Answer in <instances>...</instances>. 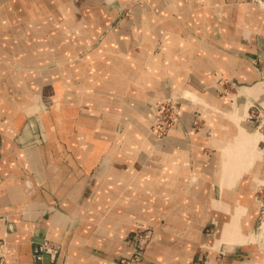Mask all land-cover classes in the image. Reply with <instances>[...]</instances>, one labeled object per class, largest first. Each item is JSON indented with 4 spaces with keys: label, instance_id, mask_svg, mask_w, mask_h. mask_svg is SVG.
<instances>
[{
    "label": "crops",
    "instance_id": "0c3cea01",
    "mask_svg": "<svg viewBox=\"0 0 264 264\" xmlns=\"http://www.w3.org/2000/svg\"><path fill=\"white\" fill-rule=\"evenodd\" d=\"M27 1L0 0V49L18 48L17 43L23 49L24 40L14 34H37L40 49L53 46L55 54L24 61L19 69L37 71V82H69L70 101L58 112H45L38 105L37 116L27 107L20 118L0 119V264H45L44 255L36 259L44 243L56 244L58 251L63 246L61 264H116L131 254L134 232L146 225L154 232L145 264H189L202 252L210 218L218 237L209 249L247 239L252 219L248 223L244 218L243 203L252 185L241 180L255 162H262L264 152L243 154L234 148L235 133L214 116L224 130L217 139L221 173L218 197L210 194L218 211L212 217L197 193L185 194L192 191L185 184L189 154L195 159L201 145L200 138L191 137L193 103L176 101L182 126L163 142H153L146 129L155 98H185L190 92L208 110L234 106V113L244 114L254 104L264 113V12L255 9L254 1L52 0V14L46 0H32V5ZM127 6L133 26L114 29L118 12ZM46 15L53 20L45 21ZM24 18H31L32 24ZM51 32L59 34L52 46L45 41V33ZM133 46L140 47L137 55L146 60L144 67L136 57L124 56ZM1 59L4 65L15 63L13 58ZM49 68L58 69L46 74ZM78 78L87 81L85 87L72 86ZM108 96L115 102L110 117L102 121L99 114L109 113ZM125 111L132 121L124 122ZM225 130L235 136L228 137ZM223 145L233 152L225 154ZM235 153L242 154L239 174H232L227 163L235 161ZM157 166L162 170L156 177ZM236 176L237 185H227ZM173 194L181 199L174 202ZM182 200L190 206L189 216L174 222L172 208ZM227 212L231 217L225 220L221 215ZM226 222L229 227L224 229ZM239 244L236 253L242 260L227 255L225 264H264L255 251Z\"/></svg>",
    "mask_w": 264,
    "mask_h": 264
},
{
    "label": "rangeland",
    "instance_id": "374dc122",
    "mask_svg": "<svg viewBox=\"0 0 264 264\" xmlns=\"http://www.w3.org/2000/svg\"><path fill=\"white\" fill-rule=\"evenodd\" d=\"M249 1H254L255 5L253 6L258 12H264V0ZM33 3L36 2L32 0L27 1V4L29 5H32ZM53 3L55 2L52 0H46L44 2V5L46 9H49L53 5ZM142 3L144 2H137L136 5H142ZM49 12L52 14L51 9H49ZM118 13L119 15L113 21V28L120 29L121 25L125 24L130 29L134 24L131 6H127L126 8L120 9ZM61 16L63 18L62 14ZM44 17L45 21H47L48 19L49 21L53 20V17L51 18L47 15ZM16 19L19 20V18ZM24 20H27L29 21L28 23L32 24L31 18L30 20L28 18H24ZM262 22H264V20ZM127 34L129 33L127 32L125 34V38L129 37V35ZM130 34L132 35L133 33ZM20 35L21 34L19 33L14 34L15 37H18L16 40L21 42H23L24 40L25 48H20L21 44L17 43L19 45L18 48H13L12 50L9 48L0 49V119H5V115L6 119H10L11 117L14 118L15 116V118L22 116L21 110L27 109V107H29L32 112L30 114H36L34 116H37L36 111L38 105H41L42 110H44L45 112L51 110H54V112H58L60 111V107L63 104L66 105L70 101L69 86L71 85H69V82L67 83L63 80L47 81L48 78L44 81L37 82L35 80V72L37 71H34L32 73L31 70L19 69L21 64L26 65L24 61H34L39 55H41V57L45 55L46 59L52 58L55 54V49L52 48V41L55 40L59 34L53 32L45 33V41L47 42L46 44H49L52 47L49 46L42 49H40V46H38L41 43L38 42L36 38L37 34H27L26 38L25 34L21 36L22 38H20ZM155 50L153 49L151 51L154 52ZM139 52L140 47L133 46L131 51L127 52L124 56L133 59H135L134 57H136L138 61L141 62V66L144 67L146 60L141 57H138L137 54H139ZM4 57H9V59L13 58L15 63L11 65H4L5 63L2 62L1 59ZM126 65H128V63ZM129 65L125 66V68H130L131 70L128 69V73L132 74V65ZM56 69H46L45 73L47 74L51 71H56ZM101 71L103 70H96L98 74H101ZM32 75H34V77L31 78ZM86 83L87 81L85 79L82 80L81 78H78L77 81L73 82L72 86H75L74 84H76L77 87H85ZM222 83L226 86V88H228L226 80H223ZM39 89H41V94L38 96L37 91ZM86 89L84 90L86 91ZM84 90L82 88L83 92H85ZM222 93L227 96L224 91ZM112 98L113 97L108 96V100H110L108 104L109 113L107 111H103V114H99L102 116V121L105 118H109V115L112 114L110 112V105L113 106V103L115 102L112 100ZM178 99L190 100V102L193 103L190 119V125L192 127L191 131L193 132L191 137H195L196 139L200 138L198 142H200L201 144L200 150H198L195 159L192 158V152L189 154L190 162L188 165L190 171L188 177L186 178L185 184H187V190L191 191L192 189V191L186 192L185 194H189L192 197L194 196V194L197 193L198 198L201 199L202 205H204L205 207L204 210L206 215L213 217V214L215 215L218 212L212 206L211 195H214V197L217 198L219 194L218 182L220 180L219 175L221 173V151L219 148L220 144H218L217 139L223 137L222 130L224 129H221V125H224L226 128H229L230 132L232 131L233 133H235L238 141L234 145V148H241L243 154L246 152L261 153L264 152V113L260 112L254 104H252V106L248 108V111L242 114L241 112H237V109V113H234V106L231 110L220 108L218 109V111H213L211 109L208 110L209 107H203L205 103L198 99H195L192 96H187L183 98L182 96H180V94H178L167 97H158L155 98L150 104L151 118L146 129V132L149 134L153 142H163L173 130H175L179 126H182V121L180 116L178 115V108L176 106V101ZM156 104L157 106L156 108H154ZM162 109L163 111L161 112ZM159 112L161 113L159 114ZM225 113L229 114V121H227V119L223 116V114ZM39 116L42 117L43 113L39 114ZM123 116L124 122L132 121V114H130L129 111H125V114ZM214 116L218 117L222 122L220 128H218V125H216V123L219 124V121H217L216 123L214 122L216 120ZM236 117L241 118V122L239 124L236 122ZM142 120H146V118L142 117ZM123 131L125 136L127 129ZM235 135L227 133L228 137ZM188 139L191 138L187 137V140ZM262 159V162H255L253 167L250 168V175H248V173L246 174V171L245 176L241 180L243 184L252 185V191L251 193L247 194V200L244 201L246 204L242 202L245 205L244 207L247 208V210L245 211L246 214L244 215V218H247L248 223H250L249 219H252V223L250 229L247 228L249 230H246L245 232L248 238L239 243H244V248H248L247 250L255 251L254 254L256 253V256L258 257L261 256L259 257V259L262 258L264 260V155L262 156ZM161 170V166H157L155 171L156 177L157 174H161ZM191 180H195L196 182L193 183L191 182ZM194 189H196L198 192L195 191L194 193ZM189 208L190 206L187 203H183V201L179 206L175 207L174 205L172 208V211L175 215V218H173L174 222H177L181 216H189ZM145 211L148 213H152V209H146ZM161 213L158 214L163 215V211H161ZM197 216L202 217L201 214ZM221 216L225 218V220H227L228 217L230 219L231 212H227V214H223ZM238 220L241 223H246L243 217H240ZM216 227L217 226L216 223L213 221V218H210L203 230L205 244H203V247L200 249L202 250V252L200 251V253L196 254L193 258H191L192 260L189 261V264H225L227 262V259L229 258L227 257V255H231L233 258L236 256V260H242L243 256L239 253H236L237 249L240 248L236 247V245H240L239 243H233L232 247H229L226 242H222L220 243L218 249H209L211 247L210 245H212L211 243H213V240L218 237ZM138 230H143L142 232H144V234L148 233L149 240L151 241L154 232L153 226L146 225L142 228H139ZM159 231L164 232V230H162V227H159ZM233 233L235 234L237 232L234 231ZM236 235H240V233ZM243 237H245V235H243ZM211 251L213 253H211Z\"/></svg>",
    "mask_w": 264,
    "mask_h": 264
},
{
    "label": "built area",
    "instance_id": "2783aa9c",
    "mask_svg": "<svg viewBox=\"0 0 264 264\" xmlns=\"http://www.w3.org/2000/svg\"><path fill=\"white\" fill-rule=\"evenodd\" d=\"M157 104L154 106L156 108ZM158 111V110H157ZM163 109L161 110V112ZM159 112V114L161 113ZM137 230L132 236V252L127 257H120L116 264H145V251L150 242L148 233ZM58 253L56 244L44 243L36 251V259L41 260L43 255H48L49 261L54 262Z\"/></svg>",
    "mask_w": 264,
    "mask_h": 264
},
{
    "label": "bare ground",
    "instance_id": "6f19581e",
    "mask_svg": "<svg viewBox=\"0 0 264 264\" xmlns=\"http://www.w3.org/2000/svg\"><path fill=\"white\" fill-rule=\"evenodd\" d=\"M190 95H192V97H194L195 99H199L194 93H191L190 92ZM192 99V98H191ZM201 101V100H200ZM203 101V100H202ZM223 116L227 119V120H229V114L228 113H225V114H223ZM233 116V115H232ZM236 122L239 124L240 122H241V118L240 117H236ZM223 150V152L225 153V154H227V153H229V152H233V151H231V149L229 148V146H227V145H223L222 147H221ZM238 151V150H237ZM236 151V152H237ZM240 151H242V150H240ZM236 154L237 153H235V156H236ZM231 156H233V154H230ZM241 155L242 154H238L237 156H236V159H235V161H231V162H227L228 164H229V166H230V172L232 173V174H235V173H237V174H239V170H241V167H242V165H243V162L242 161H239V159L241 158ZM228 157L225 155L224 156V159H223V162H224V160L225 159H227ZM224 164V163H223ZM226 166V169L228 170L229 169V166H227V165H225ZM238 180H239V176H236V177H231L230 179H229V184H227V185H231V186H233V187H235L236 185H237V182H238ZM194 182H196L195 180H194ZM180 198V194H173V199L172 200H174V202H176V201H178V199ZM185 199H188V198H185ZM193 200V199H192ZM183 201V200H182ZM183 203H184V201H183ZM196 204V203H195ZM186 206V205H185ZM69 207H70V205H69ZM229 227V224H228V222H226V224H224V229H227ZM156 238V237H155ZM153 243H155V241H153ZM150 245L148 246V248H147V250H150ZM150 253V252H149Z\"/></svg>",
    "mask_w": 264,
    "mask_h": 264
},
{
    "label": "water",
    "instance_id": "95a60500",
    "mask_svg": "<svg viewBox=\"0 0 264 264\" xmlns=\"http://www.w3.org/2000/svg\"><path fill=\"white\" fill-rule=\"evenodd\" d=\"M63 250H64V248H63V246H61L60 247V250L57 253V256H56L53 264H61ZM43 261H44L45 264H49V257H48V255H44L43 256Z\"/></svg>",
    "mask_w": 264,
    "mask_h": 264
}]
</instances>
